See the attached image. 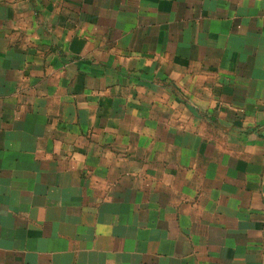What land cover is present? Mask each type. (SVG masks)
Instances as JSON below:
<instances>
[{
	"label": "crops",
	"instance_id": "1",
	"mask_svg": "<svg viewBox=\"0 0 264 264\" xmlns=\"http://www.w3.org/2000/svg\"><path fill=\"white\" fill-rule=\"evenodd\" d=\"M0 264H264V0H0Z\"/></svg>",
	"mask_w": 264,
	"mask_h": 264
}]
</instances>
